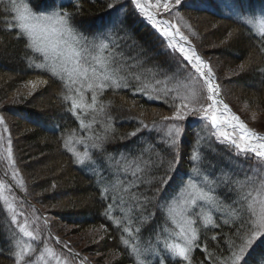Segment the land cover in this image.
Instances as JSON below:
<instances>
[{"label":"snow or ice","instance_id":"obj_1","mask_svg":"<svg viewBox=\"0 0 264 264\" xmlns=\"http://www.w3.org/2000/svg\"><path fill=\"white\" fill-rule=\"evenodd\" d=\"M127 4L137 16L145 18L154 27L160 39L162 54L170 58L166 64L155 66L158 71L145 68L144 60L126 57L120 41L128 33L123 28H118L114 19L105 22L95 32L85 34L76 17L64 10L63 5L57 9L53 3L50 11L33 10L26 0H0V13L3 14L0 22L5 24L6 31L14 32L16 39L25 41L26 50L31 52V55L26 57L29 67L39 69L62 83L67 93L62 99L69 103L68 111L79 120L80 127L91 128L92 123L96 122L94 115L90 123H85L83 116L89 111L106 117L108 123L104 126V134L90 137L94 139V149L103 151V144L108 139L107 134L112 131L111 116L105 112L111 102L105 104L99 99L105 90L128 88L129 79L139 81L142 75H150L154 83L145 79L141 82L139 91L156 93L157 99L160 94L168 96L169 93H175L172 115L162 117V123L159 125L154 121L152 126V130L163 133L167 146L173 152V158L163 173L156 175L154 169L159 168L158 160H144L143 154L131 160L121 154V160L116 162L118 167L114 176L117 186L123 185L121 191L128 194L127 202H130L131 208L138 210L141 217L146 214V218L141 219L140 223L155 220L157 212L161 213L163 220L154 230L156 244L144 249L138 243L140 227H132L133 218L129 217L125 226H122L120 220L116 221L117 227H122V232L127 234V238L122 237V242L134 254L136 264H166V258H177L184 264H192L191 254L194 248L200 247L197 220L201 218V209L204 206L229 209V217L235 227L228 237L227 256L216 257L214 264H249V259L257 248L264 246V135L248 128L224 102L212 66L197 53L195 46L180 28L168 20L158 18L161 13H169L182 20L183 9L192 6L189 0H127ZM113 7L115 5L110 3L109 8ZM234 7H238V0H234ZM236 14L240 21L246 24L254 23L251 15L239 10ZM258 31L264 40V9L261 10V18L258 20ZM129 60L135 62L129 63ZM243 67L241 65V69ZM157 76L163 79H156ZM46 83L47 80L37 79L28 81L25 87L34 90ZM169 84L174 87L170 88ZM189 115L200 116L209 135L207 140L197 137L188 154L189 172L176 191L167 196L165 193L173 178L177 150L184 131L180 122L185 121ZM140 123L143 128H148L147 124L142 121ZM0 126L7 131L2 115ZM229 128L231 131H228ZM138 131L139 129L133 131L130 136H136ZM2 140L4 137L0 135V141ZM213 144L216 145L215 148ZM64 147L72 152L78 164L92 162L87 151L81 153L70 147V139L64 141ZM217 149H223L224 154L221 155ZM5 152L6 166L11 170L15 185L0 179V200L8 205L11 224L21 234L14 242V264H35L33 256L37 249L30 241H38L40 237L38 230L32 228L31 224H35L39 218L30 222L22 211L16 210L12 202L15 200L13 187L23 189L25 185L13 157L10 136ZM209 152L219 157L215 163L208 160ZM224 165L230 167L226 168ZM209 169L216 172L214 177L213 171ZM236 171L243 172V180L233 179ZM119 172L130 174L132 179L120 181ZM4 175L8 176L9 173L5 172ZM142 185L144 191H139ZM221 188L235 193L232 204H225L223 198L218 195V189ZM101 191L102 195H107L110 188L105 186ZM112 209L113 204H109L105 214L110 213ZM236 221L239 223H235ZM223 222L228 224L229 220L225 219ZM169 224L173 225L172 231H169ZM202 224L219 226L215 224L211 212L203 215ZM164 233L167 235L164 236ZM6 239L12 242L11 237L7 235ZM55 239L69 252L72 251L59 237ZM212 239L215 240L216 237L213 236ZM204 250L207 252L206 245ZM209 255L211 258V254ZM39 256L44 264H50L45 256L54 260L55 264H71L66 254L57 253L47 245ZM153 256L155 261L151 259ZM259 256L264 258V251H261ZM81 264H84V260H81Z\"/></svg>","mask_w":264,"mask_h":264},{"label":"trees","instance_id":"obj_2","mask_svg":"<svg viewBox=\"0 0 264 264\" xmlns=\"http://www.w3.org/2000/svg\"><path fill=\"white\" fill-rule=\"evenodd\" d=\"M26 2L29 3L33 10L47 9L50 11L53 3L57 9L63 5L64 10L76 17L77 23L85 34L95 32L105 22L112 20L114 16H118L121 13V16H118L119 18L117 19V27L123 28L126 33L128 32V35L124 36L120 41L126 57L144 60V56L137 51V47L143 45L150 50L154 47V49L161 52H159V57H149L147 64L145 63L144 65L147 68H156L155 66L166 64L170 59L162 54L160 39L153 27L145 18L137 16L132 11L131 6L127 4V0L119 3H117L118 0H75L68 3H61L60 0H26ZM110 3L114 4L115 7L109 8ZM189 3L192 6L183 9L181 12L183 19L179 20V24L182 25V22L185 24L183 28L186 30L187 37L199 51L200 45L205 49L213 46L209 39V34H206L204 23H201L204 21L202 17L207 18V21L215 26L217 35H223L217 42L220 48L217 50L216 56L219 57L220 61L232 66L239 63H248L246 70L241 73L242 75H237V78L231 82V87H239L240 89L243 87L242 89L246 91L245 93H247L254 106L264 110V50H262L264 49V40L248 24L240 21L234 10L236 9V11L239 10L252 16L257 14L256 9L258 6H264V0H238V7H234V0H189ZM122 5L124 7H121ZM2 17L3 14L0 13V19ZM167 17L176 24L178 19L175 16L169 14ZM5 27V24L0 22V103H5L3 108L0 109V115L4 117L10 133L8 137L10 136L11 138V148L16 165L20 162L22 164L21 169L25 174L34 172L33 169L35 168L30 164L32 158H30V153L27 151L28 147L39 152L34 158L35 160L44 154L50 157L52 153L57 152L58 156L66 162L69 169L67 173L71 172L69 174L73 183L70 184V187L62 189L57 186L56 182H52L49 183L48 188L59 198L64 194H69L76 202L84 200L83 205L79 207L72 205L71 210L60 213V217L66 222H73L72 224L80 227L83 233L90 230L103 234L104 239L100 246L103 247L104 252H112L115 255L116 264H136L134 254L122 242V237L127 238V234L122 232V227H117L116 221L120 220L122 226H125L128 218L132 217L134 220L132 227H140L138 243L144 249L156 244L154 230L157 225L163 223L161 213H156L155 220L140 223L141 219L146 218V214L145 217H141L138 210L131 208L130 202L124 207L129 214L124 216L120 213L118 205L115 203L116 200H119L118 193L120 192H117L118 188L111 187L107 195H102L101 189L105 186L109 187L110 180L105 178V181L104 177H102V170L106 171L107 167L101 164H103L105 157H110L108 154H111V157L123 154L129 159L143 154L144 160H158L159 168L158 170L154 169V173L156 175L162 174L172 160L173 152L164 143H157V140L163 137V133L152 130V126L154 121L159 125L162 123V117L172 115L174 110L172 107L173 96L175 93H169L167 97L157 99L155 98L156 93L139 91L142 86L141 82L145 79L150 83H154L150 75L141 76L139 81L129 79L128 88L105 90L99 99L105 104H108L109 101L111 102L106 107L105 112L111 116L112 131L107 134L108 139L103 144V151L94 149L92 148L94 139H90V137L95 138L104 134V126L108 123L106 117L103 114L91 112L84 118V121L86 124L90 123L95 115L96 122L92 123L91 128L80 127L79 120L68 111L69 103L62 99L63 95L67 94L62 83L39 69L29 67L26 57L30 56L31 52L26 50L25 41L16 39L14 32L6 31ZM230 33L233 36L229 35ZM127 36H130L131 39ZM134 42L136 43L135 47L132 45ZM253 55H256L259 60H254L252 58ZM134 62V60H129V63ZM213 71L215 72L214 69ZM33 77H41L47 80V90H44L42 95L36 93L33 97H16V94H19L20 87L27 84ZM156 79H163V77L158 76ZM9 118L12 119V128L8 121ZM243 120L249 126L255 128L251 123L245 119ZM34 121L37 122L35 123ZM141 121L143 124L148 125L147 129L142 127ZM180 123L184 131L177 150V163L174 165L173 178L165 193L167 196H171L175 192L176 187L178 188L189 172L188 154L197 137H203L204 140H207L209 135L208 129L200 116H188L185 121ZM137 129H139L137 135L130 136V133ZM13 132L19 135L16 141L12 137ZM69 139L71 148H74L75 145L77 146L78 142L81 144L86 143L88 153L91 155L92 162H95L97 169L95 167L93 169L90 168L92 172L89 173L85 169L88 161L84 165L76 162L72 152L64 147V141ZM140 140H147L145 141L146 145L142 148L137 144ZM134 145L137 146V149L132 151V146ZM213 147L215 148L216 145L213 144ZM75 150L83 153L85 152V147L80 145ZM217 150L221 155L224 154L223 149ZM218 159L219 157L212 152L208 153V160L215 163ZM224 166L226 168L230 167L229 165ZM0 167L4 173H9L8 177L15 184V181L10 176V168L8 169L3 163L1 156ZM17 167L19 168L18 165ZM209 171L213 170L209 169ZM19 172L25 185V176L20 168ZM103 174L105 176V173ZM215 174L216 172L213 171V177ZM248 174L249 176L252 175L250 171ZM2 177L0 174V179H3ZM237 178L242 180L238 175H233V179ZM38 187L37 184L32 185L33 194L36 196L41 193H39ZM19 189L22 190V193L33 205L24 201L18 193L16 194L15 189H12V192L18 195L19 203H23L40 218L42 233L46 232L47 234H43V242L49 245L52 244L55 249L66 254L55 244L53 237H59L60 241L62 239L58 233L54 232L47 219L46 224L45 218H43L44 215L37 209V204H35L31 194H29V189L26 186L23 189ZM139 191H144L143 185ZM218 195L223 198L225 204H232V200L235 197V193H229L223 188L218 189ZM124 196L127 199L128 194ZM46 200H48L47 197L42 202L43 205L48 204ZM109 204H113V209L106 215ZM233 207L235 208L236 205H233ZM224 220L225 218L222 217L215 218L214 221L215 224L219 225L218 227L212 226L200 230V247L194 248L191 254L192 264H214L216 257L223 258L227 256L228 237L231 236L235 227L232 219H228V224H225ZM235 223H239V221ZM168 227L169 231H171L172 225L169 224ZM6 235L11 237V243L6 239ZM18 236V229L11 224V213L6 208L3 200H0V264H14L12 252L14 251L15 239ZM213 236L216 237L215 240L212 239ZM205 245L207 246V252L204 250ZM70 248L78 251L83 257L88 256L87 253H90V250L81 251L74 246ZM261 251H264V246L257 248L249 259V264H264V258L259 256ZM209 254H211V258ZM66 255L71 262L80 264L72 256ZM166 264H184V262L166 258Z\"/></svg>","mask_w":264,"mask_h":264},{"label":"rangeland","instance_id":"obj_3","mask_svg":"<svg viewBox=\"0 0 264 264\" xmlns=\"http://www.w3.org/2000/svg\"><path fill=\"white\" fill-rule=\"evenodd\" d=\"M60 1H61V3H68L70 1H75V0H60ZM123 1L124 0H118L117 3L123 2ZM152 2H154V0H152ZM220 3H222V2H220ZM262 9H264V6L263 7L262 6L257 7V9H256L257 14L252 15V17L254 19V23L248 24L249 27L252 28V30L258 35H260L259 31H258V20L261 18V10ZM234 10L236 13L237 12L236 9H234ZM118 16H121V13H119ZM118 16H114L112 18V20L114 19L117 22V19L119 18ZM202 18L204 19V21H202L201 23L202 24L204 23L203 26L207 32L206 34H209V39L211 40V44H213V46L209 47L208 49H205V48H202L203 46L200 45L199 46L200 51H199L196 48V46L192 42L191 43L195 46V49L198 50L199 55H201V57L204 60L209 62L210 65L215 70L216 77L218 78V83L220 84V86L222 88L221 89V95H222L223 99L225 100V103H227L229 105V107L231 108L232 112L235 113L237 116H239L242 121H244L243 119H245L246 121H248L249 123H251L255 127V128H252L251 126H249L247 124V122L244 121L247 124L248 128L253 129L255 132H257L260 135H264V132H262V131H264V110L260 107L254 106V104L248 98L247 93H245L246 91H244L242 89L243 87H241V89L239 87H231V85H232L231 82L235 78H237V75H240V76L242 75L241 73H243L246 70V66L248 65V63H239L235 66H232V65H229L226 63L224 64L222 61H220L219 57L216 56V52L220 48L219 47L220 45H218L217 42H219L218 41L219 38L223 37V35H220V36L217 35V33H216L217 31H216L215 26L212 25L211 23H209L207 21V18H205V17H202ZM185 19H186V17H185ZM179 20L180 19H178L176 21V24H174L169 19V21L173 25L178 26L180 28V31L183 32L187 36L186 30L183 28V25H185V24H184V22H182V25L179 24ZM186 27H187V25H186ZM223 30H226V29H223ZM231 36H233V34H231ZM127 37H130V36H127ZM130 39H131V37H130ZM132 45H134V47H135L136 43L134 42V44H132ZM137 49H138L137 51L140 52V54L141 53L146 54V55H143L144 61H146V64L148 62L149 57H152V56L159 57L160 50L158 51L157 49H154V47H152V49L150 50L148 47H144L143 45H139L137 47ZM252 58L254 60H256V59L259 60V58L256 57V55H253ZM241 65L244 66L243 69H241ZM144 67L147 68L146 66H144ZM153 70L158 71V69H156V68H153ZM144 77H146V76H144ZM37 79H42V78L41 77H33L29 81L37 80ZM25 85L26 84H24L20 87L19 94L18 95L16 94V97H23V96L33 97L34 94H36V93H40L42 95L44 90H47V88H48L47 83L39 85L34 90L31 89L30 87H25ZM169 87L170 88L174 87V85L169 84ZM30 92H31V94H29ZM88 95L90 98V93ZM160 97L165 98L167 96L160 94ZM4 104H5L4 102L0 103V109L3 108ZM90 113H91V111H89L86 115H84L83 119L86 116H88ZM189 116H191V115H189ZM8 121H9V124L12 128V119L9 118ZM30 122H32V121H30ZM34 122L36 123L37 121H34ZM31 124L34 125L33 122ZM228 131H231V129L229 128ZM238 134H239V130L237 129V135ZM0 135H3V137H4V140L0 141V152H1L0 156H1V160L6 165V160L4 159V156L6 155L5 149L7 147V139H8V135H10V133L8 132V129L5 132L3 126H0ZM17 136L19 137V135H16L13 132L12 137L15 139V141L18 138ZM162 138L163 137L159 138V140H157V143H160V144L164 143L165 145H167L165 142V139L164 138L162 139ZM145 141H147V140H140L137 144L140 145L139 147L142 148L143 146L146 145ZM80 145L84 146L85 151L88 152V149L86 147V143L81 144L80 142H78L77 146L79 147ZM77 146L75 145L74 149H76ZM135 149H137V146L136 145L132 146V151H134ZM27 151L30 153V155H29L30 158H32L30 164L35 168V169H33L34 172L32 174L31 173L25 174V172L21 169L22 164H20V162H18L17 165L19 166L20 170L23 172V174L25 176V180H26L25 186H26V188L29 189V192H30L29 194H31L33 201L35 202V204H37V209L39 211H41L42 214L44 215L43 217H45L49 221L51 228L54 230V232L58 233L60 238L62 239V241L64 243L68 244L70 247L74 246L81 251L82 250L83 251L90 250V253H87L88 256L83 257L78 251H76L75 249L74 250L72 249L71 252L74 255L77 253L79 254V256H77V257H78V260L80 263H81V260H84L85 264H116L115 263L116 262L115 255H113L112 252H106V251L104 252L103 247L100 246L102 240L104 239L103 234H101L99 232H95V231H90V230H89V232L83 233V232H81L80 227L72 224L73 222L72 223L66 222L65 220H63L60 217V213H64V212H66V210L67 211L71 210L72 205L79 207V206L83 205V202H84V200L80 201V202L74 201L71 198L72 196L69 194H64L63 196H61L59 198V196L54 194V192L52 193L50 188H48L49 183H52V182H56L57 186L59 188H62V189H66V188L70 187V184L73 183V180L69 174L71 172L67 173L69 169H68V166L66 165V162H64V160L58 156L57 152L52 153L50 155V157H49V155L44 154L41 157H37L35 160L34 158L36 157V155L39 154V152L35 151L31 147L30 148L28 147ZM124 157H126V156H124ZM118 160H121V155L116 156V157L110 156L109 158H107V164H105V160H104L103 164H101V165L107 167L106 171L102 170V172L105 173V176L103 173H101V172L100 173L103 175L102 177H104V179L106 178V179L110 180V184L107 183V184H109V188H111V187L118 188L117 192H120V193H118L119 194V196H118L119 200H116L115 203L118 205V209H119L118 211L120 213H122L124 216H127L129 213H127L125 211L124 207H125V205H127L129 203V202H127L128 197H127V199H125L124 195L126 193H123L121 191V187H123V185L117 186V179L114 176V172H115L116 168L118 167V165L116 163ZM129 160H131V159H129ZM86 165L87 166L85 167V169L89 173L92 172V171H90V168L93 169L95 167L97 169V167L95 166L96 165L95 162L93 163V162L88 161V163H86ZM10 172H11V170H10ZM234 175H238L239 177L242 178V180L244 179V174L241 171H236L234 173ZM2 178H3V180H5L6 183H8L6 181L5 177H2ZM118 178L120 181H125V182L132 179L130 174H125L124 172H119ZM106 179H105V181H106ZM9 181H10V183L13 184V182L10 179H9ZM35 184H37L39 186L38 187L39 193L41 192L40 195L38 194L37 196L35 194H33V190H32V185L34 186ZM13 189H15V188H13ZM176 189H177V187H176ZM18 191H22V190H18ZM12 194L15 196V200L12 202H13V204L16 207V210L18 212L22 211L28 217L30 222L34 218H37L34 211L29 210V208L26 207L23 203L18 202L19 200H18L17 196L19 194L16 195L17 191H16V194H14L13 192H12ZM46 197L48 199L46 201H48L49 205L48 204H44V205L42 204V202L45 201ZM120 197H122L123 199H121ZM10 200H12L11 196H10ZM5 205H6V208L8 209V205L7 204H5ZM229 211L230 210H228L227 208H224V207L210 208L209 206H204L201 209V218L199 220H197V227H198L199 232L201 229H204L206 227H212L211 225L203 226L202 218H203L204 214L211 212L214 220H215V218H218V217L229 219L230 218L229 217ZM39 219H36L35 224H31V227L38 230V235H39L40 239L38 241H30V242L33 243V246L37 249L36 254H34V256H33L35 264H44V261L40 259L39 253L43 252L45 245L53 248L57 253H61V252L58 249H55L52 246V244L49 245V244H45L43 242V234H46V232L42 233V225H41L42 223ZM172 230H173V225H172L171 231ZM18 234H19V232H18ZM166 235H167V233L164 234V236H166ZM20 236H21V234H19L18 237H20ZM172 238L174 240L176 239L175 236H173ZM24 239L27 240V238H24ZM176 242H180V241L176 240ZM45 259H48L50 261V264H55V261L51 260V258L45 256ZM151 259L153 261H155L156 258L153 256V257H151ZM71 264H75V263L72 261Z\"/></svg>","mask_w":264,"mask_h":264},{"label":"water","instance_id":"obj_4","mask_svg":"<svg viewBox=\"0 0 264 264\" xmlns=\"http://www.w3.org/2000/svg\"><path fill=\"white\" fill-rule=\"evenodd\" d=\"M165 19V18H164ZM165 20H167V19H165ZM169 21V20H168ZM170 22V21H169ZM171 23V22H170ZM172 24V23H171ZM196 51H197V53L199 54V52H198V50L196 49ZM201 56V55H200ZM0 172H2L1 171V169H0ZM5 176V175H4ZM5 178L7 179V180H9L8 178H7V176H5ZM18 191V190H17ZM18 193L21 195V197L23 198V199H25V200H27V198H26V196L21 192V191H18Z\"/></svg>","mask_w":264,"mask_h":264},{"label":"bare ground","instance_id":"obj_5","mask_svg":"<svg viewBox=\"0 0 264 264\" xmlns=\"http://www.w3.org/2000/svg\"><path fill=\"white\" fill-rule=\"evenodd\" d=\"M224 102H225V100H224ZM239 130V129H238Z\"/></svg>","mask_w":264,"mask_h":264}]
</instances>
